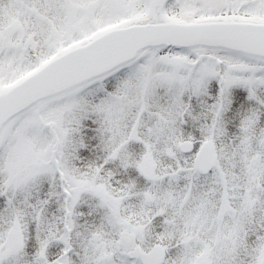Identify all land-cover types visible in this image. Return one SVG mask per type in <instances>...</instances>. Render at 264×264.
Here are the masks:
<instances>
[{
  "label": "snow or ice",
  "instance_id": "1",
  "mask_svg": "<svg viewBox=\"0 0 264 264\" xmlns=\"http://www.w3.org/2000/svg\"><path fill=\"white\" fill-rule=\"evenodd\" d=\"M0 264H264V0H0Z\"/></svg>",
  "mask_w": 264,
  "mask_h": 264
}]
</instances>
